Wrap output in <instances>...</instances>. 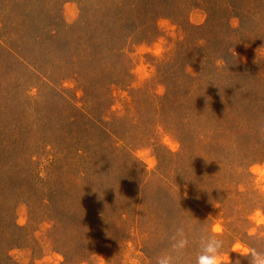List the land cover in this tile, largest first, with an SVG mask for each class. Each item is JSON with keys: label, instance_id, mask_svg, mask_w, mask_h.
<instances>
[{"label": "rangeland", "instance_id": "obj_1", "mask_svg": "<svg viewBox=\"0 0 264 264\" xmlns=\"http://www.w3.org/2000/svg\"><path fill=\"white\" fill-rule=\"evenodd\" d=\"M82 1L0 0V264H171L173 252L185 264H227L252 253L245 234L259 238V254L244 264H264V152L245 139L264 122L256 112L264 115V23L243 36L220 24L240 23L223 15L225 1L195 0L181 16L151 23L142 10L146 24L116 28L107 0H90L88 14L104 18V37L121 45L109 56L120 65L113 71L84 66L85 43L69 47L73 54L56 45L81 36ZM215 30L224 42L208 48ZM227 46L238 68L254 70L249 82L228 81L229 66L217 59ZM60 57L70 59L71 76L58 85L67 65ZM93 80L106 85L97 97ZM164 95L174 109L155 105ZM253 110L254 120L244 117ZM188 112L196 128L208 126L212 158L183 187L182 151L200 150L173 132ZM20 122L37 126L26 132ZM201 232L218 248L201 244Z\"/></svg>", "mask_w": 264, "mask_h": 264}, {"label": "trees", "instance_id": "obj_2", "mask_svg": "<svg viewBox=\"0 0 264 264\" xmlns=\"http://www.w3.org/2000/svg\"><path fill=\"white\" fill-rule=\"evenodd\" d=\"M90 0H85L82 1V13H81V25L79 26V29L81 30V36L75 41V42H68L66 41L63 44H56L58 45V47L60 45V48L62 50V52H68L69 47L71 49V46L74 45V43H77L79 46L78 48H80L84 43L88 46V49H90L92 51V53H90L89 55L83 54L80 58L79 56V60H81V63L84 66L89 65V63L93 64L94 62H98V64H104V68L103 69H108L109 67H111V70L116 71L120 68V65L115 64L114 63V59H110L109 56L114 55L116 53L115 51H117L119 49V47H121V45L119 43H117L116 41H118V39H114V38H110L108 36V38H110L109 40H106V38L104 37L103 33L106 35V31L104 29V22L105 19L101 18L100 16H91L88 14V9L91 8V4L89 2ZM93 2H96L98 0H91ZM195 0H107L106 5L108 12L111 9V11L113 12V15L116 16V18L118 20H112L113 22H115L117 24L116 28L118 26V21L119 24L121 25L122 28H127V29H131L134 27V25L138 24V22H143L145 21V19H141L140 17V11L143 10V12L146 13L147 18L151 19V23L154 22V18L156 17H172L173 15L180 13L179 15L181 16V13L183 11V7L186 5V9L188 6L190 5H195L192 2ZM226 2V6L223 11V15H225L227 17V19L234 17V18H238L239 19V26L233 30H231L230 26L228 25V20L226 21V19L222 20L220 24H222V26L227 30L229 29L230 31H233L234 33H238V32H242L243 36L247 35V33H251V25L254 24L255 25H260L262 23H264V0H223ZM96 5L94 4V7ZM23 18H28V20L30 18H32L31 16V10H29L28 12L25 11L23 14ZM222 15V16H223ZM218 14L216 16H214V19L217 18ZM222 16H220L221 18H223ZM147 19V21L149 20ZM26 21L25 24H29L30 21ZM12 21V20H10ZM146 21V22H147ZM208 21H211V16L210 18H208ZM146 24V23H144ZM146 27H144L145 29ZM211 28V27H208ZM111 30V29H110ZM101 31H104L103 33ZM114 33H117L118 30L114 29L113 31ZM217 31L215 30L214 33V37H210L211 35L213 36V34L210 33L206 35V40H207V46L208 48H213L214 46H216V44L218 42H224L223 40H221L218 35H217ZM51 35V34H49ZM103 35V36H101ZM8 38H10V36H8ZM7 38V39H8ZM12 38H10L9 40H11ZM56 36H50L49 40L52 42L55 41ZM58 40V39H57ZM260 40L264 41V30H262L260 32ZM107 43H109V46L107 45ZM82 44V45H81ZM234 45H232L233 47ZM110 47V49L108 48ZM77 48V49H78ZM117 49V50H116ZM38 50V49H37ZM18 51V50H17ZM75 52V50L69 51L68 53H72ZM19 52H17L18 54ZM57 53V52H56ZM110 53V54H109ZM63 54V53H61ZM219 56L217 59L221 60L226 66H229L230 72H228V78H229V82L232 83L233 82H241V80H243V82H249L250 81V77L254 75V70L250 69L248 70L247 68H238V62L237 60H235V53L232 52L230 50V46L224 47L221 49V52L218 53ZM65 59V60H64ZM18 60H20V64L21 67L23 68H29V69H33L35 70V68L33 67V60L29 59V58H23V57H18ZM63 60L65 63H67V65L60 67L61 68V72H59V74L57 75L59 78L58 83L61 82L62 79L64 78H69L71 75L68 73V64L71 63L69 58H61L60 57V61ZM176 62H178L179 64L183 65L185 63L181 62V60H177ZM62 63H60L61 65ZM36 65V64H35ZM63 65V64H62ZM42 69V68H41ZM175 69L176 67H174V65L170 64L169 68L166 69L168 72L171 70ZM103 70V71H105ZM96 71V70H95ZM94 71V72H95ZM38 75L40 76L41 79L47 80V78H45L46 74H44V72H39ZM57 77L55 76V78H52V80L48 81L49 84H51V86H53L52 88L55 90L54 87H56V84L54 83L56 81ZM161 81V80H160ZM104 82V81H103ZM43 84V82L41 83ZM60 85V83L58 84ZM106 85H102L100 82H96L93 80L92 82V86L91 89L89 91H91V97H94V95L97 97L96 92L98 91V89H101L103 87H105ZM234 86V84H233ZM88 91V92H89ZM183 91V90H181ZM246 95V93H244ZM100 96L102 97V94H100ZM30 98H32V96H30ZM153 102L155 103V105L157 106H162L164 104H167L168 109L170 108L171 110L175 108L174 102L176 101V99H171L168 96H156L155 98L152 99ZM182 101V102H181ZM184 103L185 101L180 100L179 102V109L184 110ZM253 113H250L252 115L247 114L244 117L250 116L252 119L254 120V113L255 110L252 111ZM259 113V118L264 119V115L261 113L260 109H257V111ZM188 117L189 120L187 121V123L184 121V119L182 118L181 120H179V122H174L173 124V132L180 138V143L182 144V147H187V145H194V144H198L197 145V149L198 147H200V150H196L194 148H191V151H189V155L187 156V151H182V157L185 158L184 162H180V167L178 168V172L180 174H178L179 178L182 177L183 179V187L188 186L191 182V180H193V178L189 177L191 174H194V171H196L195 169L197 168L196 166H198L201 162L203 161H208L209 159L212 158V155L210 153V151H208L206 149L205 146V141L207 140V136L204 135L203 133L206 132V129H209L208 126L203 123L202 121V127L204 128H196L198 125L195 124L196 122L191 121V114L188 112ZM250 120V121H251ZM256 120V119H255ZM258 121H264V120H258ZM252 122V121H251ZM37 125L36 124H26L23 122H20V124L18 123L16 127H18L19 129H24L26 132L29 131V128L33 129L35 128ZM30 129V130H31ZM251 134V136H250ZM245 135V139L249 141V143L251 142H255L256 148H258V151L261 150L262 153L264 152V140H260L258 142V138L264 137V122L261 123L259 125L258 130L255 133H250ZM244 139V138H243ZM201 144V145H200ZM181 161V159L179 160ZM191 163V167H186L184 166V164H189ZM183 167V168H182ZM203 167V166H202ZM94 173V172H93ZM91 177H93V174L91 175ZM188 178V179H187ZM182 179V178H181ZM188 197V196H187ZM187 197L185 196V198L187 199ZM191 208L196 209V204L193 203V201H191L190 203ZM190 208V210H191ZM193 209V210H194ZM200 210V209H199ZM71 217V216H70ZM233 234V233H232ZM229 235V234H228ZM235 235V234H234ZM208 235H206L205 233L201 232L200 234V242H203L201 244H204L206 246H211V247H217V242H215V240L213 239V235L210 234L209 237H207ZM227 240L229 241H234L236 238L233 235H230L229 237H226ZM245 238L247 240L250 241V249H252V253L249 255H245V256H235L234 260L231 263H227V264H244L245 261L248 259H253L256 256H258V252L255 248V246L253 245V243H256L258 241L259 238L254 237V236H250L248 234H245ZM218 248V247H217ZM221 248V247H220ZM208 248H205V250ZM171 259L173 262H171V264H185V259L183 258H178L176 256V254H174V252L171 254ZM202 263V261H201ZM208 264L210 263L209 260L207 262ZM203 264V263H202Z\"/></svg>", "mask_w": 264, "mask_h": 264}]
</instances>
